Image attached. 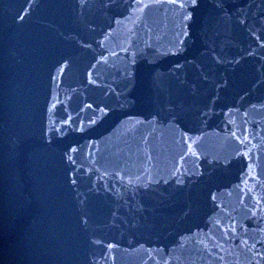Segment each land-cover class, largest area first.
<instances>
[{
    "label": "water",
    "instance_id": "95a60500",
    "mask_svg": "<svg viewBox=\"0 0 264 264\" xmlns=\"http://www.w3.org/2000/svg\"><path fill=\"white\" fill-rule=\"evenodd\" d=\"M0 264H264V0H0Z\"/></svg>",
    "mask_w": 264,
    "mask_h": 264
}]
</instances>
